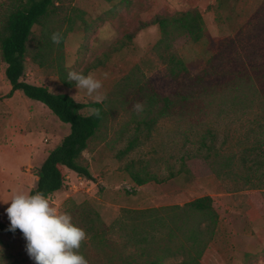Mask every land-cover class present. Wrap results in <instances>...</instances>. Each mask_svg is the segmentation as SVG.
Here are the masks:
<instances>
[{"label":"rangeland","instance_id":"rangeland-1","mask_svg":"<svg viewBox=\"0 0 264 264\" xmlns=\"http://www.w3.org/2000/svg\"><path fill=\"white\" fill-rule=\"evenodd\" d=\"M5 2L0 0V18ZM57 5L54 25L65 33L67 73H94L106 96L102 122L82 155L93 180L81 184L66 171L65 186L51 195L54 205L87 232L80 251L89 264H136L130 256L134 250L123 246L133 223H115L122 209L183 206L206 195L219 219L200 264H264V0H60ZM192 8L204 21L202 38L178 37L168 52L183 61L189 77L206 71L205 89L189 87L187 75L169 77L165 53L156 46L159 28L150 25L155 16ZM41 38L33 28L23 80L76 103L91 102L85 92L59 82L55 47L43 66L34 62ZM5 67L0 56V199L7 200L13 190L34 187L33 169L70 126L20 92L9 97ZM163 97L174 104L147 126ZM137 102L144 106L140 113L133 110ZM42 109L48 112L44 122ZM135 137L134 148L120 154ZM101 143L92 157L89 152ZM131 173L160 182L140 188ZM7 206L0 203V221L10 225ZM91 213L112 226L103 244L90 238ZM178 235L168 243L164 233L160 244L175 249L182 240ZM0 239V264H34L21 232ZM182 259L176 255L164 264H181Z\"/></svg>","mask_w":264,"mask_h":264},{"label":"trees","instance_id":"trees-1","mask_svg":"<svg viewBox=\"0 0 264 264\" xmlns=\"http://www.w3.org/2000/svg\"><path fill=\"white\" fill-rule=\"evenodd\" d=\"M59 1L6 0L0 18V56L6 64L5 79L11 86L8 95L19 91L26 98L42 103L61 122L70 126L69 133L55 148L49 151L44 161L32 171L36 181L29 192L34 194L36 191H43L50 196L65 186L67 170L73 171L87 180H93L88 167L83 165L82 153L87 149L89 140L94 137L105 114L102 104H94L93 101L76 103L65 94H52L46 87L28 84L23 80L27 43L33 28L37 27L42 38L38 52L32 56V59L38 66H43L45 57L52 55V48L55 47L58 80L66 88L75 87L74 83L68 82V73L62 62L63 41L56 45L50 39L53 32L60 31L59 24L54 25V22L57 21L54 16L57 14ZM121 1L128 2V0ZM150 25H156L159 28L160 39L156 46L165 53L169 77L177 79L182 75L188 76V70L183 61L175 53L168 51L178 37L188 36L193 42H198L202 38L204 21L201 13L192 8L173 16H155ZM150 25L147 24L142 29ZM62 33L64 36L65 33ZM207 77L206 71H202L194 77L188 76L189 87L205 89L206 83H208ZM182 99L185 100V97ZM160 100L162 107L154 117L149 119V122L146 123L147 126L153 125L156 119L165 114L174 104V101L168 97H163ZM89 107H99L101 118L98 119L91 113L82 114V111ZM135 142L136 137L129 140L120 154L131 151ZM130 177L138 186L151 181L160 182L155 177H141L138 173H131ZM121 212L120 218L115 223L120 219L133 223L130 231L127 232L123 246L134 250V254L130 256L136 264H139L136 258H139L142 264H164L166 259L176 255L183 258L181 264H200L201 256L212 241L219 219L213 206V200L207 195L191 200L183 206L174 205L141 210L122 209ZM87 219L90 225L88 230L91 232V240L97 244H103L106 241L107 230H110L112 226H105L95 213L89 214ZM194 220H198V222L195 223ZM9 228L10 225L0 221V235L20 232L17 229L13 233L8 231ZM179 232L182 240L177 248L173 249L168 245L160 244L161 235L164 233L169 237L167 238L169 243L173 237L175 238V235L179 236Z\"/></svg>","mask_w":264,"mask_h":264},{"label":"clouds","instance_id":"clouds-1","mask_svg":"<svg viewBox=\"0 0 264 264\" xmlns=\"http://www.w3.org/2000/svg\"><path fill=\"white\" fill-rule=\"evenodd\" d=\"M50 39L59 45L64 36L62 32L56 31L51 34ZM103 75L107 79L108 73ZM67 80L75 84L78 92H85L94 104H102L106 99L101 91L103 81L92 72L85 75L83 70L69 71ZM143 109L140 102L133 105V110L137 113ZM86 110L96 118H101L99 107H89ZM0 203L8 205V231L14 233L17 229L20 230L26 241V252L34 264H89L80 251L83 243L89 239L87 232L74 223L69 212L60 211L54 205L50 194L43 191L33 194L13 190L10 198L0 199Z\"/></svg>","mask_w":264,"mask_h":264},{"label":"crops","instance_id":"crops-1","mask_svg":"<svg viewBox=\"0 0 264 264\" xmlns=\"http://www.w3.org/2000/svg\"><path fill=\"white\" fill-rule=\"evenodd\" d=\"M26 82H28V81H26ZM34 84V83H33ZM36 85H39V84H36ZM43 87H45V86H43ZM16 92H19V91H15V92H13L9 97H11L14 93H16ZM21 93V92H20ZM9 94V93H8ZM42 110H45V109H42ZM44 112H45V114H44ZM43 112V114L45 115V116H43L42 117V121L44 122V120L43 119H47V116L48 115H46V114H48V112L45 110ZM104 146V143H101V145L99 146V147H97L96 148V150H94V151H90L89 153H90V155L92 156V157H95L96 155H97V153L99 152V150L102 148ZM87 149H88V147H87ZM86 149V150H87ZM86 150H84L83 151V153L86 151ZM83 153H82V155H83ZM88 162H90V160L89 159H86ZM90 165V164H89ZM89 169V168H88ZM68 172H69V174H71L72 176H74V175H76L77 176V178L78 179H80V180H83L84 182H87V179H85V178H83V177H80V176H78L75 172H73V171H69V170H67ZM90 171V170H89ZM91 173V172H90ZM91 175H92V173H91ZM92 176H95V175H92ZM69 176H67L66 178H68ZM143 187V185L142 186H140V188H142ZM138 190H140V189H138Z\"/></svg>","mask_w":264,"mask_h":264},{"label":"built area","instance_id":"built-area-1","mask_svg":"<svg viewBox=\"0 0 264 264\" xmlns=\"http://www.w3.org/2000/svg\"><path fill=\"white\" fill-rule=\"evenodd\" d=\"M83 182H84V181H83V180H81V182H80V183L82 184Z\"/></svg>","mask_w":264,"mask_h":264}]
</instances>
